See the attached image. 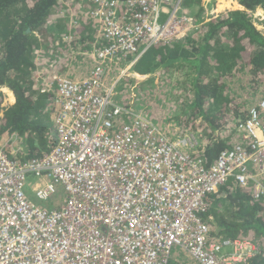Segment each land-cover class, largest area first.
Masks as SVG:
<instances>
[{"label":"built area","instance_id":"2783aa9c","mask_svg":"<svg viewBox=\"0 0 264 264\" xmlns=\"http://www.w3.org/2000/svg\"><path fill=\"white\" fill-rule=\"evenodd\" d=\"M59 1L66 49L86 55L92 68L52 79L58 57L36 54L42 64L33 86L52 93L59 107L56 139L38 158L18 156L16 133L0 140V264H31L52 242L57 247L45 252L46 261L40 262L43 251L36 255L40 264H169L178 248L197 264L249 259L258 251L252 240L212 239L202 213L208 194L228 180L252 185L255 198L264 195V100L233 130L232 146L207 164L190 137L173 138L140 112L136 84L128 98L123 90L125 79H147L129 66L148 48L184 40L220 13L243 7L237 0H223L222 10H210L211 0H88L80 7ZM258 12L254 24L264 33ZM88 18L97 25V46L77 50L73 40ZM120 61L126 65L117 66ZM59 185L65 199L52 208L28 192L48 201Z\"/></svg>","mask_w":264,"mask_h":264},{"label":"trees","instance_id":"16d2710c","mask_svg":"<svg viewBox=\"0 0 264 264\" xmlns=\"http://www.w3.org/2000/svg\"><path fill=\"white\" fill-rule=\"evenodd\" d=\"M237 1L242 9L220 13L184 40L151 46L136 63L137 71L143 74L169 72L179 66L192 68L189 99L183 100L184 107L175 120L181 129L199 133L194 154L207 164L232 146L233 130L249 117L257 97L264 95V33L258 30L251 14L258 8L264 10V0ZM72 3L79 7L90 4L88 0ZM60 8L59 0H0V140L16 133L22 142L31 144V148L22 146L18 156L41 157L56 139L55 115H51L56 106L53 94L35 90L33 77L35 68L42 64L36 59L37 53L47 58L57 54L61 57L64 53L60 48H67L63 36L67 20ZM48 22L54 27H49ZM96 34L95 22L84 20L73 48L92 50L97 46ZM72 55L58 58V66L50 74L52 79L71 72ZM133 58L134 54L127 56ZM145 81L125 79L123 90L137 83L141 87ZM4 86L16 97L7 105L3 104ZM37 140L41 150L34 147ZM7 148L11 152V147ZM206 199L208 209L202 217L210 226L211 238H248L258 251L240 264H264V195L255 198L252 185L241 187L228 180ZM169 264L185 263L171 258Z\"/></svg>","mask_w":264,"mask_h":264},{"label":"rangeland","instance_id":"374dc122","mask_svg":"<svg viewBox=\"0 0 264 264\" xmlns=\"http://www.w3.org/2000/svg\"><path fill=\"white\" fill-rule=\"evenodd\" d=\"M205 2L204 4H207ZM233 3H231V6ZM219 10L225 9L223 0H211L209 4V9H216ZM254 20L256 19L254 16L257 14V10H254L251 13ZM63 52L64 54H62ZM61 57L60 59L64 58L65 56H69L68 50L66 48H60ZM142 53L140 56H137V61L141 58ZM135 61L129 68H133L136 73L140 74L136 69ZM73 64V67L70 69L74 76L85 75L87 73V68L84 67V64H88L89 62H79V59H76ZM126 65L125 63L120 61V65ZM175 70H171L169 72H160L154 71L147 76V80L142 83L141 87H138V83L136 84L137 90L139 92L141 110L140 112L143 113L146 118L150 119L153 123H155L158 128L162 131L168 133L173 138H180L183 135H187L190 137L194 150L196 149V143L198 142L199 133L195 130H190L187 128L186 130L181 129L179 126L176 125V115L181 112L184 106H181L184 99H189V89L191 86V78L193 76V70L191 67H181L179 69L174 68ZM90 72V69H88ZM137 80V79H135ZM138 81V80H137ZM142 82V81H141ZM145 83V84H144ZM130 89L127 90L125 96L126 98L129 97ZM10 93L6 95L4 98V103H7L14 95L13 102L15 101L16 97L15 94ZM8 93V94H9ZM182 96V97H181ZM13 98V97H12ZM53 98V97H52ZM54 100V98H53ZM10 102V101H9ZM3 103V104H4ZM258 103V102H257ZM55 112L54 115L57 113V108L54 106ZM1 112V111H0ZM261 119L264 120V110H261ZM14 140V139H11ZM15 141V140H14ZM17 143V144H16ZM37 149L41 147L40 142L37 140ZM53 143V142H52ZM24 146L29 145V143L22 142V139L17 136L15 146ZM13 147V146H12ZM22 149V150H23ZM41 150V149H40ZM32 180V178H29ZM28 192L30 197L38 204H41L43 207L52 208L54 206L59 205L65 199V191L62 185H59L58 192L55 194L50 200H40L38 199L35 194L31 191V188L28 187ZM172 258L175 260H179L185 264H197L183 249L178 248L175 249Z\"/></svg>","mask_w":264,"mask_h":264},{"label":"bare ground","instance_id":"6f19581e","mask_svg":"<svg viewBox=\"0 0 264 264\" xmlns=\"http://www.w3.org/2000/svg\"><path fill=\"white\" fill-rule=\"evenodd\" d=\"M56 108H57V113L59 112V107L58 106H56ZM56 113V114H57ZM38 204V203H37ZM38 205H40V206H42L41 204H38ZM36 246L38 247V245L36 244ZM55 247H57V244H55V242H52L51 244H48V246H43V247H41L40 249H39V251H38V253L37 254H39V252H42L41 253V257H42V259L40 260V262L42 261V262H44V261H46V256H45V252L50 256V254L53 252V250H54V248ZM37 254H35L34 256H33V258L30 260V262H31V264H40V262H39V260H37L35 257H36V255ZM66 256V254H61L59 257H61V258H64ZM60 264H65V261L64 260H60ZM70 264H71V262H70Z\"/></svg>","mask_w":264,"mask_h":264},{"label":"clouds","instance_id":"9594fccd","mask_svg":"<svg viewBox=\"0 0 264 264\" xmlns=\"http://www.w3.org/2000/svg\"><path fill=\"white\" fill-rule=\"evenodd\" d=\"M257 10V9H256ZM77 48V50H82L80 47H76ZM66 50H68V49H66ZM90 50V49H89ZM89 50H84V51H89ZM83 51V50H82ZM68 52H69V54H73L72 55V62H74L76 59H79V62H89V64H90V69L92 68L91 67V62L90 61H88V60H86V55H84V54H82V53H80V55H78V54H76L73 50L71 51V50H68ZM59 59H60V56L57 54L56 55ZM131 60V59H130ZM74 63H72L71 65H73ZM68 73V72H67ZM153 73V72H152ZM140 74H143V73H140ZM150 74V73H149ZM148 79V78H147ZM147 79H145V80H147ZM144 80V81H145ZM8 88V87H7ZM8 89H10V88H8ZM11 90V89H10ZM1 91L3 92V94H4V98H5V96L6 95H8V92H4L3 90H2V88H1ZM10 92V91H9ZM11 93H13L14 94V92L11 90ZM13 97V98H12ZM11 97V99H10V102L8 101L7 102V104H9V103H12V100L14 99V95ZM4 103V102H3ZM2 112H3V110H1V112H0V116L2 115ZM49 148V147H48ZM172 258V257H171Z\"/></svg>","mask_w":264,"mask_h":264},{"label":"crops","instance_id":"0c3cea01","mask_svg":"<svg viewBox=\"0 0 264 264\" xmlns=\"http://www.w3.org/2000/svg\"><path fill=\"white\" fill-rule=\"evenodd\" d=\"M259 9V12H258V14H263L264 13V10L262 9V8H258ZM75 65V64H74ZM85 68L86 67H88L87 68V73L86 74H88L89 73V67H90V64L88 63V64H84L83 65ZM72 72V71H71ZM71 72H68L70 75H72V76H74ZM85 74V75H86ZM81 76V75H80ZM74 77H77V76H74ZM79 77V76H78ZM4 91H6V92H8L9 93V91L11 92V90L10 89H5ZM9 96H10V93L8 94ZM10 99H11V97H10ZM10 99H9V101H10ZM262 100H264V95H262V96H259V97H257V99H256V102H259V101H262ZM13 102V101H12ZM4 105H7V103H4ZM56 107V106H55ZM49 113H51V112H49ZM51 115H52V117L54 116V114L53 113H51ZM55 118V117H54ZM264 121V120H263Z\"/></svg>","mask_w":264,"mask_h":264}]
</instances>
